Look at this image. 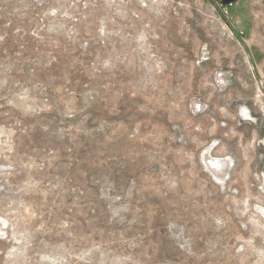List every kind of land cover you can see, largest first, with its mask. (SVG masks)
Returning <instances> with one entry per match:
<instances>
[{
	"label": "rangeland",
	"instance_id": "obj_1",
	"mask_svg": "<svg viewBox=\"0 0 264 264\" xmlns=\"http://www.w3.org/2000/svg\"><path fill=\"white\" fill-rule=\"evenodd\" d=\"M232 1L0 0V264H264V0Z\"/></svg>",
	"mask_w": 264,
	"mask_h": 264
},
{
	"label": "bare ground",
	"instance_id": "obj_2",
	"mask_svg": "<svg viewBox=\"0 0 264 264\" xmlns=\"http://www.w3.org/2000/svg\"><path fill=\"white\" fill-rule=\"evenodd\" d=\"M242 104V103H241ZM253 116V115H252ZM208 158V157H207ZM206 158V159H207ZM208 166L210 167L211 170L216 171L218 169L219 166L223 165V162L221 160L218 159H214L212 158L209 162L207 161ZM223 169V168H222ZM226 169V168H225ZM220 170V169H219ZM215 174V173H214ZM218 174V172L216 173V175ZM225 174V173H224ZM217 176H220L219 174Z\"/></svg>",
	"mask_w": 264,
	"mask_h": 264
},
{
	"label": "flooded vegetation",
	"instance_id": "obj_3",
	"mask_svg": "<svg viewBox=\"0 0 264 264\" xmlns=\"http://www.w3.org/2000/svg\"><path fill=\"white\" fill-rule=\"evenodd\" d=\"M226 4H229V5H233V1L232 0H225Z\"/></svg>",
	"mask_w": 264,
	"mask_h": 264
}]
</instances>
